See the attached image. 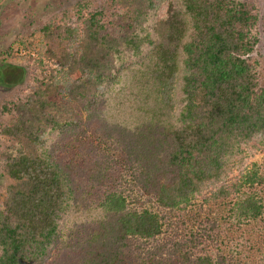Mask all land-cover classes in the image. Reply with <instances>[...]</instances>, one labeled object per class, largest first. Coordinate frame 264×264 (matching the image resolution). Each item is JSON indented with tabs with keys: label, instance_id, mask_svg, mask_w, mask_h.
Returning <instances> with one entry per match:
<instances>
[{
	"label": "trees",
	"instance_id": "obj_1",
	"mask_svg": "<svg viewBox=\"0 0 264 264\" xmlns=\"http://www.w3.org/2000/svg\"><path fill=\"white\" fill-rule=\"evenodd\" d=\"M258 22L247 0H78L9 46L0 66L22 59L33 71L3 106L0 264H40L56 244L69 169L89 160L84 113L134 167L128 197L97 207L103 237L122 246L83 264H264V168L242 169L264 148ZM76 129L50 152V137ZM136 238L154 243L128 263Z\"/></svg>",
	"mask_w": 264,
	"mask_h": 264
},
{
	"label": "rangeland",
	"instance_id": "obj_2",
	"mask_svg": "<svg viewBox=\"0 0 264 264\" xmlns=\"http://www.w3.org/2000/svg\"><path fill=\"white\" fill-rule=\"evenodd\" d=\"M76 1L78 0H0V55L4 54L9 46L18 49L19 38L28 37L31 30L46 23L61 8L70 7ZM247 1L256 7L259 16L257 30L262 35L264 0ZM259 63L260 67L264 66V60ZM28 65L22 59H8L0 66V128L11 119L10 112L5 113L3 106L11 107L18 98L24 97L28 86L32 84L33 67ZM19 66L23 67L20 71L17 69ZM19 75L23 76L21 82L16 81ZM10 82L12 83L9 84ZM176 90L177 94L179 89ZM83 106L81 104V108ZM82 119L85 125L81 129L84 130L85 137L81 141L88 144L89 160L84 163L85 161L78 158L79 163L69 169L72 171L73 200L60 222V234L56 244L50 246L48 255L40 264H83L93 255V258L100 262L105 257L109 258L113 251L117 252L118 247L122 246L120 243L115 244L110 236L103 237L107 234V229L102 226L101 214L97 207L109 194H122L125 198L128 197L127 190L129 191L132 184H129L128 169H125L127 166L133 168L134 164L130 161L120 163L121 160L116 155L120 148L101 133L97 119H87L86 113L82 115ZM79 131V129L70 130L63 135L50 137L48 141L50 152L56 147L63 149L67 140L73 139ZM7 143V139L0 136V153ZM60 158L63 163L69 156L64 153ZM252 165L260 169L264 168V148L248 154L242 169L250 168ZM234 176H239L238 171H235L230 178L234 180ZM10 183V179L2 176L0 172V193H3ZM106 222L108 225L109 218ZM147 242L136 238L133 246L126 244L123 260L132 263L133 254L142 255L147 247L154 243ZM119 257L120 255L117 254L115 258Z\"/></svg>",
	"mask_w": 264,
	"mask_h": 264
}]
</instances>
